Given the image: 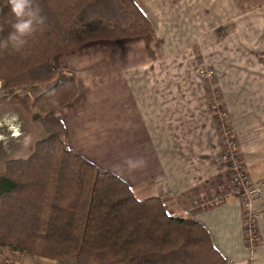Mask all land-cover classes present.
<instances>
[{
  "label": "crops",
  "instance_id": "obj_1",
  "mask_svg": "<svg viewBox=\"0 0 264 264\" xmlns=\"http://www.w3.org/2000/svg\"><path fill=\"white\" fill-rule=\"evenodd\" d=\"M131 1L151 35L91 42L50 62L77 75L62 121L68 148L135 196L136 177L138 200L161 198L171 215L203 226L225 264H264V193L253 207L252 248L241 197L200 206L229 184L200 78L205 66L216 72L242 163L264 184V0ZM19 254L16 264H75Z\"/></svg>",
  "mask_w": 264,
  "mask_h": 264
},
{
  "label": "trees",
  "instance_id": "obj_2",
  "mask_svg": "<svg viewBox=\"0 0 264 264\" xmlns=\"http://www.w3.org/2000/svg\"><path fill=\"white\" fill-rule=\"evenodd\" d=\"M33 8L43 19L26 42L0 48V103L31 96L46 132L28 159L5 162L0 174V247L10 264L19 253L75 264H225L203 226L171 215L161 198L138 200L66 145L77 75L51 60L95 41L147 37L146 16L131 0H33ZM15 23L0 0V40Z\"/></svg>",
  "mask_w": 264,
  "mask_h": 264
},
{
  "label": "rangeland",
  "instance_id": "obj_3",
  "mask_svg": "<svg viewBox=\"0 0 264 264\" xmlns=\"http://www.w3.org/2000/svg\"><path fill=\"white\" fill-rule=\"evenodd\" d=\"M202 70L200 71V78L206 88V104L216 123L217 135L221 146V156L225 172L229 177L228 186L224 191L215 194V196L229 192L233 187V183L236 184L234 179L240 176L246 179L247 184L245 188L248 192L260 187L264 193V184L253 181L242 163L241 152L229 123V116L223 102V96L220 89L216 87V72L206 66ZM207 70L213 72L211 78H204V73ZM32 101L31 96L29 97L25 93L18 92L17 95L11 96L0 103V174L3 173L5 162L28 159L35 144L46 136V132L41 125V114L34 109ZM102 113L107 115V112L102 111ZM79 135L81 137L86 136L85 133L80 132ZM74 136L75 134H72L71 139H74ZM78 138L80 137L78 136ZM65 140L67 141L66 138ZM79 153H83V151L80 150ZM136 153V151L133 152V156ZM109 167L110 169L112 168V166ZM106 168L108 167L105 166ZM112 170L117 171L115 169ZM130 181L132 187L136 189V196H134L137 198V179L134 177ZM210 198L208 199L210 200ZM0 249V262L7 261L10 264L8 260L10 253L5 252V249H2V247ZM19 256L20 254H18ZM13 264H16V262Z\"/></svg>",
  "mask_w": 264,
  "mask_h": 264
},
{
  "label": "built area",
  "instance_id": "obj_4",
  "mask_svg": "<svg viewBox=\"0 0 264 264\" xmlns=\"http://www.w3.org/2000/svg\"><path fill=\"white\" fill-rule=\"evenodd\" d=\"M212 75L213 72L211 70H207L204 73V78H211ZM234 181L236 184L233 183V187L229 192L212 196L210 200L202 203L200 206L202 208L216 207L225 203L228 198L241 197L243 200L242 205L244 209V242L248 247L252 248L254 245H256L258 239L256 232V221L258 215L253 211V207L257 199L263 194V190L259 187L248 192L245 188L247 181L243 176L236 177ZM0 264H4V262L2 261Z\"/></svg>",
  "mask_w": 264,
  "mask_h": 264
},
{
  "label": "clouds",
  "instance_id": "obj_5",
  "mask_svg": "<svg viewBox=\"0 0 264 264\" xmlns=\"http://www.w3.org/2000/svg\"><path fill=\"white\" fill-rule=\"evenodd\" d=\"M9 4L16 23L12 26L14 31L6 39L0 40V48L6 49L11 44L18 49L26 42L24 37L34 31V22H40L43 18L39 16V9L33 8V0H9Z\"/></svg>",
  "mask_w": 264,
  "mask_h": 264
}]
</instances>
